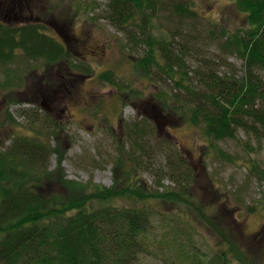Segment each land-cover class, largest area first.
I'll list each match as a JSON object with an SVG mask.
<instances>
[{
    "label": "trees",
    "instance_id": "16d2710c",
    "mask_svg": "<svg viewBox=\"0 0 264 264\" xmlns=\"http://www.w3.org/2000/svg\"><path fill=\"white\" fill-rule=\"evenodd\" d=\"M75 1L77 14L84 12L93 22L104 19L125 33L129 43L123 48L147 49L136 61V73L152 78V67H157V77L171 82L173 89L154 93V102L161 114L197 131L200 141L207 142L206 159L236 163L232 154L217 146L227 140H236L248 152L263 146L264 0H217L230 14L212 22L211 34L219 35L223 55L243 61L241 74L235 70L224 76L214 61L195 51L198 36L183 34L186 24L202 18L196 0H109L99 16L94 15L97 6ZM233 11L242 17L239 24L231 23ZM161 14L172 22L170 39L153 35L154 21ZM194 27V32L201 31ZM181 37L183 43L174 48V39ZM191 53H197L200 63L195 86L184 67V57ZM73 57L71 49L43 32L40 24L15 26L0 20V95L7 104L0 115L5 134L0 137V264H140L143 257L155 255L157 247L166 255L165 264H264L257 246L240 242L228 225L213 223L210 217L215 215L197 198L195 167L182 149L160 141L153 119L141 116L126 123L114 143L111 187L67 178L58 142L60 122L48 111L40 115L39 109H19L14 114L10 108L36 104L23 97L40 64L46 74L55 68L85 73V67L72 63ZM115 77L111 70L99 75L102 82L116 86ZM45 83L50 82L44 79L33 85ZM159 154L164 165L158 162ZM55 156L58 164L52 168ZM251 162L252 170L259 172L257 162ZM145 173L153 174V184ZM261 174L264 179V169ZM167 180L171 184L166 185ZM227 193L219 184L214 187V195L225 203ZM161 204L172 209L165 213ZM199 228L210 233L211 242L202 240L211 253L198 245Z\"/></svg>",
    "mask_w": 264,
    "mask_h": 264
},
{
    "label": "rangeland",
    "instance_id": "374dc122",
    "mask_svg": "<svg viewBox=\"0 0 264 264\" xmlns=\"http://www.w3.org/2000/svg\"><path fill=\"white\" fill-rule=\"evenodd\" d=\"M200 1L202 0H196V3L202 18L198 19V23L186 24L183 34L193 33L198 36L199 43L195 45V51H201L208 61H214L220 75H230L236 71L241 74L243 61L235 55H223L218 41L219 35L211 34L214 28L212 22L221 15L229 16L230 11L225 8L224 2ZM79 2L82 5L91 3V6H97L94 15L99 16L106 10L109 0ZM77 6L75 0H0L1 21L15 26L35 22L40 24L43 32L71 49L75 55L72 63L87 70L83 73L55 68L46 74L40 70L41 64L38 65L36 68L39 70L31 77L33 80L31 85L29 83L26 87L29 93H24L23 97L36 104H15L10 108L11 112L17 114L19 109H39L40 115L46 111L50 112L61 124L58 142L64 152L62 167L67 178L79 182L93 181L107 187L113 185L111 160L117 152L114 143L124 133L126 123L141 119V116L153 119L159 125V132L157 130L155 134L160 141L166 139L182 149L195 167L198 174L194 186L199 194L197 198L205 210L208 208L215 215L210 217L213 223L219 226L228 225L240 242L246 241L250 246H257L256 254L261 255L264 262V179L261 174V170L264 169V143L259 150L248 152L236 140H227L218 143L217 146L232 154L237 160L236 163L214 157L206 159L203 156V147L207 142L200 141L197 131L177 118L161 114L154 102V93L163 88L169 92L173 89L171 82L163 76L162 79L157 77L159 75L157 67H152V78L141 77L136 73V61L145 57L147 49L136 45L129 49L123 48L125 42L129 43L125 33L104 19L93 22L84 12L77 14ZM164 18L161 14L154 21L153 35L170 39L172 22ZM230 20L231 23L235 21L239 24L242 17L233 11ZM193 25L201 31L194 32ZM76 36L81 40H77ZM181 40L183 43L182 37L174 39V48L181 44ZM195 54L197 53L184 57L185 70L189 73L194 86L197 85L195 71L200 65ZM156 56L162 62L159 51L156 52ZM109 70L116 74V86L102 82L99 78L101 73ZM44 79L50 83L33 85ZM137 91L139 95H134ZM6 105L0 95V115L5 111ZM19 121L23 122V118ZM4 135V131L0 129V137ZM240 137L243 140L247 139L244 132L240 133ZM55 143L57 141L54 140L53 145ZM129 149L126 147V150ZM158 157V162L164 165L163 156L159 154ZM251 161L257 162L259 172L252 170ZM57 164L58 159L55 156L52 168ZM144 177L152 184L155 181L153 174L145 173ZM211 177L214 187L219 184L221 190H229L226 194L230 197L228 203H225L222 197L214 195ZM165 184L171 183L167 180ZM159 209L167 213L172 207L161 204ZM197 232L199 247L202 251L210 250L211 253V247L206 246L205 240H202L204 237L211 242L209 231L199 228ZM160 241L166 243L165 238ZM155 250V255L143 257L140 264H165L166 255L159 247Z\"/></svg>",
    "mask_w": 264,
    "mask_h": 264
},
{
    "label": "flooded vegetation",
    "instance_id": "af4514ba",
    "mask_svg": "<svg viewBox=\"0 0 264 264\" xmlns=\"http://www.w3.org/2000/svg\"><path fill=\"white\" fill-rule=\"evenodd\" d=\"M4 22V21H3ZM10 25V24H9ZM77 40H81L80 38H78V36L76 37ZM67 40H65V37H64V42L66 43Z\"/></svg>",
    "mask_w": 264,
    "mask_h": 264
}]
</instances>
